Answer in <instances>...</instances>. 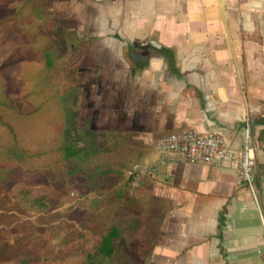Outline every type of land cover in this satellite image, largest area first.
<instances>
[{"label": "crops", "instance_id": "obj_1", "mask_svg": "<svg viewBox=\"0 0 264 264\" xmlns=\"http://www.w3.org/2000/svg\"><path fill=\"white\" fill-rule=\"evenodd\" d=\"M54 11L74 25L66 107L90 137L80 164L107 162L83 171L82 193L116 231L114 262L264 264V0H54ZM190 128L236 152L249 143L254 191L231 161L169 163L154 149ZM134 164L155 172L106 204L99 184Z\"/></svg>", "mask_w": 264, "mask_h": 264}, {"label": "trees", "instance_id": "obj_2", "mask_svg": "<svg viewBox=\"0 0 264 264\" xmlns=\"http://www.w3.org/2000/svg\"><path fill=\"white\" fill-rule=\"evenodd\" d=\"M19 1L18 6H11L12 1L0 0V189L7 192L10 184L17 182L37 186L41 168L46 167L53 175L50 182L62 179L66 191L74 188L88 191L78 177L83 173L80 161L89 154L84 143L90 137L78 114L67 110L72 83L65 82L62 94L53 92L52 85L44 84L45 77L53 74L55 65L66 64L67 56L57 57L47 49L45 35H42L46 18L36 1ZM59 31H65V27ZM53 36L55 47L61 53L66 41L57 33ZM41 62L52 74L40 78L36 65ZM5 70L8 71L3 73ZM26 82L30 84L29 91L19 96L21 85ZM41 85L45 95L40 99ZM57 124L56 139L50 141ZM126 193L128 195L130 190ZM100 202L97 199L92 202L94 210L78 221V226L66 221L47 231L40 230L38 223L21 230L13 227L9 235L0 239V264H116L117 249L113 244L116 231L112 227L106 233L97 224L96 217L101 214L96 210ZM37 204L39 211L47 208L42 200ZM9 212L10 209H5L0 213V225H11ZM85 239L94 240L92 252L82 250L78 263L63 259ZM53 245L57 247L56 252L48 256L46 249Z\"/></svg>", "mask_w": 264, "mask_h": 264}, {"label": "rangeland", "instance_id": "obj_3", "mask_svg": "<svg viewBox=\"0 0 264 264\" xmlns=\"http://www.w3.org/2000/svg\"><path fill=\"white\" fill-rule=\"evenodd\" d=\"M6 1L8 3V0ZM9 1H12L11 6H18L20 2L19 0H9ZM35 1L38 7L42 8L41 12L44 14V17L46 18V21L44 20L45 24L43 25V29H42V35H45L44 37L46 39V47L47 49L54 51L55 37L53 36V34L57 33V35H61L65 39L66 35L64 34V31H59V29H61L62 27H67V25L69 27L74 25L73 24L61 25V23L59 25L54 24L56 18H58V20L59 19L65 20V17L60 18L56 16V13L54 11V0H35ZM1 8L2 7L0 6V9ZM41 28L42 25H40L39 29L41 30ZM62 43L64 44V42ZM60 44H61V40L59 39L58 45ZM61 49H62L60 50L61 53H59V51L56 52L57 57L63 55L66 51L64 45H62ZM68 68L69 70H71L72 66L67 67L65 66V64L64 65L61 64L58 66L55 65L52 74L50 70L44 69V64H42V62L36 65V71L40 75V78L44 77L45 75L48 76L49 73L52 74L51 75L52 78L50 76L49 78L45 77L44 84H46V87L52 85L53 88L51 87L52 89L51 88L50 89L53 92L54 91L58 92L59 94L64 93L65 90L64 85L67 83V81H71L70 71H67ZM7 71L8 70L2 72L6 73ZM29 86L30 84H27V82L23 83L21 85L19 96L29 91ZM43 90L45 91V88L41 85V89H39L40 99L41 96L45 95ZM58 127H59L58 124L57 126H54L53 135L58 130ZM53 135L50 136L49 138L50 141H52L53 138L56 139L55 137L56 135L54 136ZM94 140L96 144L98 142L99 144H101L103 137L96 136ZM39 163L44 164L42 162ZM81 164L83 171H90L97 165H102L104 167V165L107 164V162L103 159V155L101 156L97 155V156H93L91 159H86V161H83V163ZM131 166H129L126 169V172ZM41 171L42 172L39 175L40 177L37 179V182L39 181L38 182L39 184H37V186L25 185V182H19V183L17 182V183H11L7 192L0 189V213L4 212L5 209L6 210L10 209V212L8 214L11 216V218L9 219V223H11V225H0V239L3 236L9 235L12 232L11 229L13 227H15L16 230H21L22 227H26V226L30 227V225H34L35 223L40 224L41 227L40 230H45V231L54 230L59 225V223L66 221L75 223L76 226H78L79 225L78 221H82V219H85L88 216L87 213H89V211L94 210L93 207H89L87 209L88 204L92 203L93 195H90L88 193H82L80 190H77L75 188L66 191L63 188L62 179L60 180L57 179L56 181L50 182V176H53L52 173H50V171L46 167L45 168L42 167ZM78 178L80 181L83 180V176H79ZM127 181L128 179L125 175L124 177H119L116 180L110 179L109 181H106L104 184H99L102 190L107 192L106 204H110L113 201L115 191L120 187L121 184H125ZM96 191L97 193L100 192L98 189H96ZM38 200H42V202L45 205H47V208L45 210L39 211V208L37 207ZM96 218L98 220L97 224L100 227H102V225H104V228L109 226L108 220L104 215H97ZM105 219L107 221L103 223ZM93 244H94L93 239L82 240L79 243L80 247H78L75 251H73V253L66 255L65 256L66 258L63 256V259H67L73 263H78L79 255L81 251L85 250L87 252H92ZM56 249L57 247L54 245L49 246L46 249V254L48 256H52L55 254Z\"/></svg>", "mask_w": 264, "mask_h": 264}, {"label": "built area", "instance_id": "obj_4", "mask_svg": "<svg viewBox=\"0 0 264 264\" xmlns=\"http://www.w3.org/2000/svg\"><path fill=\"white\" fill-rule=\"evenodd\" d=\"M154 149L169 163L218 164L231 161L238 170L239 180L254 191L255 160L249 143L241 152L232 150L219 133H201L196 129H184L156 140ZM155 172L152 166L134 164L126 177L130 188L138 186L140 180Z\"/></svg>", "mask_w": 264, "mask_h": 264}]
</instances>
